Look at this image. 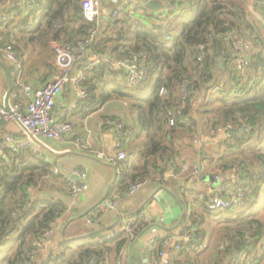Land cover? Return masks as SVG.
<instances>
[{"label": "crops", "instance_id": "obj_1", "mask_svg": "<svg viewBox=\"0 0 264 264\" xmlns=\"http://www.w3.org/2000/svg\"><path fill=\"white\" fill-rule=\"evenodd\" d=\"M161 1L168 4L174 0ZM253 1L248 0L247 5L254 6ZM145 2L146 0H120L119 4L128 5L124 10L130 13L131 19L144 18L146 9L151 16L169 12L152 10L146 6ZM137 4L146 6V9L142 7L136 10L135 5ZM16 5H20L19 0L0 1V16L4 13H8L9 16L18 15V18L8 25L10 27L17 25L28 14L20 15L16 10ZM115 7L116 5L111 0H102L101 26L98 35L114 38L111 13ZM252 13L260 22L259 33L263 36L264 17L255 10V6ZM247 38L253 42L251 37ZM67 43L49 39V48L46 53H43L41 42L29 45L24 52L23 59L21 58L23 62L21 82L29 83L34 88H41L51 81L59 72L58 48ZM254 46L253 42V49ZM134 47L133 38L129 42L111 41L101 45L97 44L82 54L71 74L76 75L86 61L101 58L103 63L90 71L87 76L92 79L91 81L95 77L96 93L100 95L104 86L111 83L129 87L131 85L128 84L126 64L133 57ZM50 50L53 54L48 59V63L53 68L45 62V57L50 54ZM218 65L222 66L219 63ZM19 79L16 68L0 49V101L7 100L13 85L9 95L10 99L15 86L20 87ZM156 79L155 76H150L142 82L143 84L140 83L142 86H152ZM21 101L24 104V96L21 97ZM89 101L88 98L84 102L80 101L72 83L64 86L57 98L56 113L72 122L73 129L59 146V149L63 151L49 152L46 160L51 167L57 165L65 172L77 167L87 169L89 171L88 189L79 197L74 198L64 179L59 175L51 174L41 180L38 185L29 188V201H58L64 209L54 224L53 233L44 239L36 253L39 263L60 264L54 261L44 263V261L64 251L67 254L66 261L76 260L81 246L105 241L106 237L122 232L120 229L123 223L132 217L144 214L150 219V224L140 232L137 240L131 242H134L131 248L132 253H130V243L122 251V255L108 254L101 264H150L152 254L145 247V243L153 238L159 239L167 236L172 238L171 245L168 247L169 252L175 257L186 259L190 264H264L263 245L257 246L250 254L242 253L239 260L233 261L238 254L236 244L238 235L246 231L241 230V226L245 225L244 221L256 217L264 224L262 216L264 201H255L261 193H264V189L259 194H252L249 191L243 209H240L242 207L215 211L209 209V201L212 197H227L229 193L225 190H235L242 184L244 165L241 163L245 161L250 164L253 158L256 159L257 155L263 154L264 135L261 140L260 135L256 133L250 141L242 143L238 150L231 148L234 141L232 138L228 139L225 131L213 132L216 126L213 124V119L218 116L217 110L213 108L219 107V100L211 96V90L200 89L188 106L186 119L182 121L183 126L173 133L170 132L171 129L168 130L169 126L167 127L168 134L171 133L163 137L167 149H159L156 153L149 155L150 141H148L146 130L130 99L114 97L99 105L100 99L98 98L93 102L94 104ZM89 105L95 110H91V107L89 109ZM70 106L74 108H68ZM86 109H89L88 112ZM109 117L122 120L130 130L127 141L123 145L127 157L118 167L96 155L97 151L111 153L117 147L116 134L102 125L103 121ZM8 134L19 135L21 129L13 122H2L1 120L0 144ZM76 138H81L89 148L77 147L74 144ZM253 150L257 153L261 152L253 154ZM9 154L10 152L6 154L8 158L6 156L4 158L9 159ZM183 162L191 167L194 166L196 172L191 171L183 175L172 176L169 171L171 165L180 168ZM256 162L259 165L261 163L257 160ZM147 163L150 171L147 176L150 179L149 184L137 193L121 198L117 208L107 211L102 209L104 201L113 192L119 191L116 189L121 187L123 176L127 177L128 183L133 184L138 179L136 175L140 174L138 172L144 169ZM249 180L252 185L253 178ZM186 229L198 232L197 242L184 245L186 241L181 235ZM249 234L247 231L246 236ZM69 243L71 247L66 251V245Z\"/></svg>", "mask_w": 264, "mask_h": 264}, {"label": "trees", "instance_id": "obj_2", "mask_svg": "<svg viewBox=\"0 0 264 264\" xmlns=\"http://www.w3.org/2000/svg\"><path fill=\"white\" fill-rule=\"evenodd\" d=\"M32 1V9L27 16L17 25L8 26L1 31V50L12 44L22 58L29 45L36 42H41L43 53H46L49 39L73 43L76 39L89 35L92 24L84 17L82 0ZM215 1L217 0H174V9L152 16L146 6L137 4L136 10L142 7L146 9L144 18L131 19L130 13L121 11L123 15L111 21L114 38L98 35V39L88 47L90 49L97 44L111 41L129 42L133 38V53L140 54V65L144 62L146 69L147 77L145 76L141 83L150 76L157 78L152 86H142L143 83H138V86L134 85L132 88L111 83L104 86L100 95L96 93L95 77L93 81L87 77L85 83L88 88V100L92 104L96 98L100 99L98 105L114 97L131 100L150 141L149 155L159 149L166 150L163 137L183 126L182 121L186 119L188 108L183 111L181 117H177V123L172 128H169L167 115L168 109L176 102L175 88L183 78L190 79V85L196 92L200 89L211 90V96L219 100V107L213 108L218 113L213 119L214 125L225 120L251 125L252 130L249 133H242L237 129L234 131V143L231 148L238 150L242 143L250 141L256 133L260 135L261 140L263 138L264 35L259 33L260 26L252 21L254 17L248 8L247 0L232 2L234 9L228 13L229 22L220 16L222 4L213 5ZM254 6L264 17V0H256ZM21 9V5H16L18 12ZM162 21H169L167 30L162 27ZM230 27L236 28L246 37H251L255 43L248 74L238 63L233 44L216 35L206 47L207 54L202 60L198 59L201 52L197 45L207 43L210 34L224 33ZM167 34H170V38H167ZM49 53L45 62L53 68L48 63L53 51L50 50ZM220 60L221 67L218 65ZM101 69L103 71V66ZM15 87V91L20 93V87ZM162 88L166 89V93L161 94ZM90 107L91 105L89 109ZM89 109H86L87 112ZM91 110L95 108L91 107ZM167 127L168 130L171 129L170 134ZM262 152L263 154L257 153L259 155L256 159L253 158L252 163H241L246 168L248 177L253 178L250 189L252 194H259L264 189V151ZM9 157L0 158V264H43L37 261L36 253L39 247L34 241L40 240L53 227L64 209L58 201H29V188L38 185L50 175L51 165L29 148L10 153ZM256 160L261 162L260 166ZM148 168L147 163L144 169L138 172L140 174L136 175L138 179L134 182L147 178L150 173ZM124 176L121 187L116 190L122 191L130 187L131 183H128L127 177ZM244 222L241 230L246 231L238 235V254L233 261L239 260L242 253L250 254L257 246H264L262 221L251 217ZM247 231L249 236H246ZM198 236L197 232V238L183 241L184 245L197 242ZM132 241L128 233L123 231L106 237L103 242L81 246L76 260L66 261L67 254L64 251L56 257H49L44 263L54 261L60 264H101L108 254L122 255V251ZM70 247V243L66 245V251Z\"/></svg>", "mask_w": 264, "mask_h": 264}, {"label": "built area", "instance_id": "obj_3", "mask_svg": "<svg viewBox=\"0 0 264 264\" xmlns=\"http://www.w3.org/2000/svg\"><path fill=\"white\" fill-rule=\"evenodd\" d=\"M1 1V0H0ZM116 7L111 13V19H116L120 16L121 11L128 5L119 4L120 0H111ZM236 0H217L213 2V5L222 4L220 16L227 19L229 22L228 13L234 9L232 2ZM22 6L20 15L29 13L32 9V0H19ZM84 17L88 22L92 24L90 33L87 37L76 39L73 43H67L58 48L57 64L59 72L54 75L51 81L46 83L41 88H34L29 83L21 82L23 73V62L12 44H8L3 52L7 60L16 68L18 73L20 93L13 91L9 99V105L7 106L4 101H0V121L5 120L13 122L21 129V134L14 135L8 134L0 144L1 156L4 157L8 152L16 153L23 149L29 148L31 151L41 156L45 161L48 159L47 154L58 153L63 150L59 149V146L65 141V136L73 129V124L67 118L60 117L56 113L57 98L62 93L64 86L67 83H72L74 89L78 94L80 101H85L88 98V88L85 85L87 76L90 71L103 63V59H93L86 61L84 65L80 67L79 72L76 75H72V70L77 61L80 60L82 54L88 50L89 45L97 39L98 31L101 26V8L102 0H82L81 2ZM176 7L175 2H168V9L170 11ZM249 10H254L252 4L248 5ZM18 15L9 16L8 13H4L0 16V31L5 29L12 21L16 20ZM13 19V20H12ZM162 27L167 30L170 26L169 21H162ZM224 38L225 41L233 44L236 52L238 63L244 72L248 74V69L251 65V54L253 51V42L251 39L240 34L236 28L230 27L224 33H212L208 36L209 41L205 44H198L197 49L200 50L199 60L207 54L206 47L210 45L213 36ZM167 38H170V34H167ZM140 54L133 53V57L128 62L126 67L128 68V84L131 86L140 83L146 76V69L144 63L140 65ZM190 79L183 78L175 88L176 102L172 107L168 109V125L170 127L175 126L177 123V117H181L183 111L188 108L189 102L192 100L196 90L190 85ZM166 93V89H161V94ZM24 96L25 102L21 101V95ZM68 108H74L70 106ZM106 128L111 129L118 137L117 147L111 153L104 151H97L98 158L118 167L126 157L127 153L123 148V145L127 141V137L130 134L129 128H127L125 122L120 119L109 117L102 123ZM214 131H225L228 139L234 137V131L237 129L242 133H249L252 130L251 125L247 123L236 124L233 120H225L215 124ZM218 133V132H215ZM223 133V132H222ZM74 144L77 147L83 148L89 146L85 144L81 138H76ZM239 169H241L239 167ZM170 174L172 176H179L188 172H196V168L189 166L188 163L183 162L180 168H176L175 165H171ZM120 172V171H119ZM244 177L242 184L232 191L225 190L229 193L227 197L214 196L209 201L210 210H228L237 209L243 207L246 203L245 199L251 189V183L248 177L247 170L243 167ZM51 175H59L66 182L70 194L77 198L88 189L89 171L84 168H74L72 171L65 172L59 166L53 165L51 167ZM148 178L141 179L134 182L125 191L113 192L111 196L104 201L102 209L113 210L117 208L121 198L127 195H133L141 190L144 186L149 184ZM19 211H17L18 213ZM59 217L57 218V220ZM55 221V223L57 222ZM54 223V224H55ZM150 224V219L144 215H138L132 217L130 220L122 224L121 231H125L130 236L131 240H135L140 232L144 230ZM54 227V225H53ZM51 227L40 240L34 241V244L39 248L42 245L44 239L51 235L54 231ZM182 238L186 241L195 240L197 238V232L186 229L182 232ZM172 238L162 237L159 239H150L145 243V247L149 249L152 254L150 264H190L184 258L175 257L168 250L171 245ZM178 245V244H177ZM179 246V245H178ZM176 247V245H175Z\"/></svg>", "mask_w": 264, "mask_h": 264}, {"label": "water", "instance_id": "obj_4", "mask_svg": "<svg viewBox=\"0 0 264 264\" xmlns=\"http://www.w3.org/2000/svg\"><path fill=\"white\" fill-rule=\"evenodd\" d=\"M145 3H146V6L148 8H150V9H152V10H167L168 9V4L163 3L161 0H146ZM218 63L220 65H222V61L221 60L218 61ZM12 87H13V85L11 86V90H12ZM11 90L9 92V95L11 93ZM9 95L7 97V100L5 101L7 106L9 105ZM3 121H5V120H2V122ZM6 158H8V156H6ZM133 245H134V242L130 244V247H129L130 248V253H132V249L131 248H133ZM129 259H130V262H131V260H132L131 259V255H130Z\"/></svg>", "mask_w": 264, "mask_h": 264}, {"label": "rangeland", "instance_id": "obj_5", "mask_svg": "<svg viewBox=\"0 0 264 264\" xmlns=\"http://www.w3.org/2000/svg\"><path fill=\"white\" fill-rule=\"evenodd\" d=\"M247 2H248V0H247ZM253 3L254 4H256V0H254L253 1ZM256 7V6H255ZM255 10H257V9H255ZM121 16V15H120ZM120 16H118V17H120ZM253 17L254 18H252V21H254V22H256L257 23V25L258 26H260V22L258 21V19L256 18V16L253 14ZM260 29H261V26H260ZM262 31V30H261ZM214 110V109H213ZM254 151V150H253ZM254 153H257V152H253V154ZM260 166V165H259ZM255 199V198H254ZM255 201H264V193H261L258 197H257V199L255 200ZM245 207V206H244ZM244 207H242V208H240V209H243ZM262 216L264 217V213L262 214Z\"/></svg>", "mask_w": 264, "mask_h": 264}]
</instances>
